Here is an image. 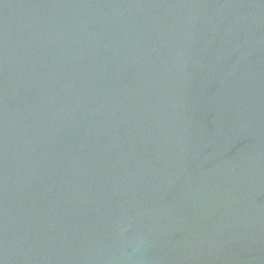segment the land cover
<instances>
[{
	"label": "water",
	"instance_id": "95a60500",
	"mask_svg": "<svg viewBox=\"0 0 264 264\" xmlns=\"http://www.w3.org/2000/svg\"><path fill=\"white\" fill-rule=\"evenodd\" d=\"M0 264H264V0H0Z\"/></svg>",
	"mask_w": 264,
	"mask_h": 264
}]
</instances>
